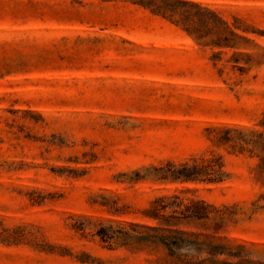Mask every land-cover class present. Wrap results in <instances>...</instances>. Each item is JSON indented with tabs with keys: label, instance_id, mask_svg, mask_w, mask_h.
<instances>
[{
	"label": "rangeland",
	"instance_id": "1",
	"mask_svg": "<svg viewBox=\"0 0 264 264\" xmlns=\"http://www.w3.org/2000/svg\"><path fill=\"white\" fill-rule=\"evenodd\" d=\"M263 120L264 0H0V264H264Z\"/></svg>",
	"mask_w": 264,
	"mask_h": 264
},
{
	"label": "trees",
	"instance_id": "2",
	"mask_svg": "<svg viewBox=\"0 0 264 264\" xmlns=\"http://www.w3.org/2000/svg\"><path fill=\"white\" fill-rule=\"evenodd\" d=\"M154 12H160L161 7L157 6L154 7ZM261 125L264 126V120L261 122ZM231 131H236V135L232 138L229 137L228 134ZM222 143H228L232 141L231 148L238 152H248L252 156H257L260 160L258 164V176L263 178L264 180V130L263 131H254L249 130L247 133L239 130H232V129H225L224 135L220 138ZM220 165L214 163L213 161H209L204 164H192L188 165L187 163H182L178 166H174L168 164L165 169L160 170L159 178L163 180H170V181H194V180H207V181H219L220 176L222 173L219 171ZM173 199H177V196H172ZM164 198H157L154 201L152 208L148 211L152 217L160 218L165 225L170 226V217H165L163 214L160 213V209H163L165 205L158 204L160 201H163ZM202 203V202H191V204L185 206L182 214V218L185 219H199L207 217V211H198L195 209V205ZM208 208V206H206ZM155 230L154 228H151ZM104 240H108V236L104 237ZM154 239H145L144 237H135L136 241H149L151 243L160 242L164 246L169 248V245L173 244L172 242L168 241L170 239L169 236H154Z\"/></svg>",
	"mask_w": 264,
	"mask_h": 264
}]
</instances>
